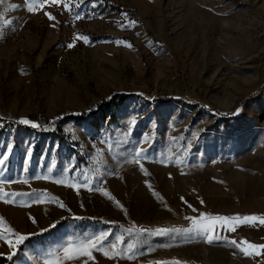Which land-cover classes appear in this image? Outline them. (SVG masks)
<instances>
[{
    "label": "rangeland",
    "instance_id": "obj_1",
    "mask_svg": "<svg viewBox=\"0 0 264 264\" xmlns=\"http://www.w3.org/2000/svg\"><path fill=\"white\" fill-rule=\"evenodd\" d=\"M39 3L0 0V256L264 264V0Z\"/></svg>",
    "mask_w": 264,
    "mask_h": 264
},
{
    "label": "snow or ice",
    "instance_id": "obj_2",
    "mask_svg": "<svg viewBox=\"0 0 264 264\" xmlns=\"http://www.w3.org/2000/svg\"><path fill=\"white\" fill-rule=\"evenodd\" d=\"M60 0H40L39 3V7H44L46 4H59ZM65 7H68V5H65ZM33 9L31 7H29V11H32ZM47 14V13H46ZM49 15V19H54V17H52L50 14ZM82 39L87 42L88 41V37L84 36L82 37ZM74 45H69V47H73ZM21 124L23 125H30L33 128L38 127L37 124L32 123L31 121L27 120V119H22L20 121ZM146 156V153L144 154ZM139 158V154H137V157ZM0 163H2V161H0ZM218 220H223L224 221V226H226L229 222L227 217L224 218H217ZM244 220H254V217H244ZM261 224H264V220L260 221ZM231 230H235L234 228ZM9 232H11V229H8ZM169 230L165 229V228H161V229H157L158 234H165L167 233ZM211 232H214V225L209 226L207 229H205V234L207 235L208 241L209 243H211L213 241V235L209 234ZM13 235H15L13 233ZM100 239H103V234H101V237H99ZM25 237L23 235H19L16 236L15 242H13L10 239H6V244L8 246V248L13 249V252H11L10 254L7 255V259L8 260H12L13 256L15 255V248L17 247V245H19L22 241H24ZM233 243L235 244L236 242L233 241ZM96 242L95 240L90 241L87 245H81L79 248H73V247H68L67 249L64 250V256L66 259H73L75 255H77V253L81 254V255H91L90 252V248L92 247H96ZM130 248L132 247L131 245L129 246ZM250 247H254V245H250ZM242 251H245V249H242ZM4 253H0V255H3ZM45 264H61V262L57 259V260H49V261H45Z\"/></svg>",
    "mask_w": 264,
    "mask_h": 264
},
{
    "label": "trees",
    "instance_id": "obj_3",
    "mask_svg": "<svg viewBox=\"0 0 264 264\" xmlns=\"http://www.w3.org/2000/svg\"><path fill=\"white\" fill-rule=\"evenodd\" d=\"M129 97L127 96H120L119 97V100H118V106L124 104L126 102V100L128 99ZM158 102H163V103H166V102H169V100L163 98V99H159ZM83 116V115H82ZM67 120H78V117H75L73 115H70L68 117ZM116 120V117L115 115L113 114L112 116V122H115ZM12 125L14 126H19L17 124H14V123H11ZM69 221L68 220H63V221H60L58 222L52 229L46 231L43 235H49V234H52L56 229H59L60 227L64 226L65 224H67ZM38 238V237H37ZM33 240H35V237L29 239L26 241V244H30L31 242H33ZM24 249L23 246H21L19 248V252L18 254L14 255L13 256V259L10 261L7 259V257H4V256H0V264H15V261L18 259L19 257V254L22 252V250Z\"/></svg>",
    "mask_w": 264,
    "mask_h": 264
}]
</instances>
